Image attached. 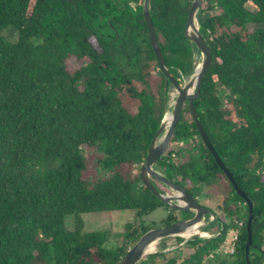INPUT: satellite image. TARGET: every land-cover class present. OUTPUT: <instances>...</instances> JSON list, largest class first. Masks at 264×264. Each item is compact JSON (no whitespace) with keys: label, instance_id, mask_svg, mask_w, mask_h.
<instances>
[{"label":"trees","instance_id":"trees-1","mask_svg":"<svg viewBox=\"0 0 264 264\" xmlns=\"http://www.w3.org/2000/svg\"><path fill=\"white\" fill-rule=\"evenodd\" d=\"M191 0H148L168 74L193 72V42L183 30ZM142 0H0V264H117L151 227L124 224L113 249L105 229L85 231L80 214L161 207L139 164L167 110L171 80L158 69L141 15ZM198 31L210 52L192 104L205 133L252 208L247 260L264 264V0H200ZM73 61V64H72ZM172 150L173 146L179 147ZM178 161L172 160V156ZM193 196H210L221 213L173 251L144 254L135 264H197L237 229L232 259L246 264L247 204L233 190L197 134L185 101L154 165ZM160 193L165 185L150 177ZM181 219L191 211L177 210ZM71 215V229L65 217ZM208 218V215L205 216ZM183 238L174 236L179 243ZM177 253V254H176Z\"/></svg>","mask_w":264,"mask_h":264},{"label":"water","instance_id":"water-1","mask_svg":"<svg viewBox=\"0 0 264 264\" xmlns=\"http://www.w3.org/2000/svg\"><path fill=\"white\" fill-rule=\"evenodd\" d=\"M199 6H200V0H191V4L188 8L184 23L183 33L186 39L193 42L196 50L198 51L199 56L201 58L200 64L197 68L196 66L194 67L192 74L187 78L186 82L180 84L168 74L167 68L164 64L163 56L158 41L156 39L152 21L148 12V0H142V5H141L142 20L146 25L149 42L152 51L155 55L158 69L162 72L164 77L171 80L172 88H174L176 95L171 107L169 122L165 126L162 124V118L165 114L164 113L157 129L155 130L148 144L145 158L139 164L138 177L142 185L146 189H148L153 195L158 197L162 202L166 203L171 208H174L176 210L193 211V214L188 218L179 219L170 224L150 228L144 231L138 237V239L130 247L127 248V250L121 256L117 264H135L141 256L146 254V248L152 241L169 235H180L179 233L184 228L196 222H200L205 215H208L210 217L209 221L213 220V218L216 216L215 213L210 208L199 204L197 198L193 196L183 185L167 179L160 171L156 170L153 166L155 161H157V159L163 154L169 142V139L173 133L175 123L180 118L181 107L185 101L187 102L190 116L192 118L194 126L197 130V134L201 139L202 143L205 145L207 150L212 155L216 165L224 173L227 180L230 182L234 192L240 198H242L244 202L247 204L248 212L245 220L246 238L243 245V253L246 264H250L249 261L247 260V253H248V247L251 244V228H250V223L252 218L251 202L249 198L243 193V191L236 185L232 177V172L225 167V165L219 158L217 152L210 143L192 104L193 99H195L199 94L200 79L202 75L205 73L206 69L208 68L211 58L208 46L198 31L195 15L198 11ZM161 133H162L161 137L156 142L157 137ZM150 177H153L155 180L159 181L166 187L170 188L172 190L171 193L163 194L158 192V190L153 186Z\"/></svg>","mask_w":264,"mask_h":264},{"label":"rangeland","instance_id":"rangeland-1","mask_svg":"<svg viewBox=\"0 0 264 264\" xmlns=\"http://www.w3.org/2000/svg\"><path fill=\"white\" fill-rule=\"evenodd\" d=\"M1 35H3L8 41H14L16 38V31L12 27H7L1 30L0 32ZM200 56L194 55V63L195 66L200 64ZM73 64V61H72ZM187 79H184L182 81L186 82ZM192 90V89H191ZM171 92V93H170ZM176 92L174 88H170L168 90V101H167V110L165 113H170L171 112V107L175 98ZM163 133V132H162ZM162 133L157 137L156 142L159 140L161 137ZM181 142H179V147L173 146L170 147L172 150L178 148V150H181ZM172 160L177 162L178 157L175 155H171ZM154 168L158 171L160 169L158 167ZM161 172V171H160ZM165 192L163 194H170L171 189L165 186ZM197 201L199 204L207 206L210 208L214 213L215 217H217L221 222H233V223H238L240 219L237 218V216L233 215L230 218H226L219 208L217 207V202L215 199L211 198L210 196H197ZM167 215V212L164 208L158 207L145 215H143L141 218H136L135 211L134 210H110V211H100V212H83L80 214V217L83 221V229L85 231H90V230H98V229H105L108 232V238L105 240L102 244L103 248L106 249H113L121 240L122 237V232L124 230V224L127 222H131L132 225L136 226L139 221H141L143 224H148L151 228L154 227H159L162 226L163 224L161 223V220L165 218ZM175 216L178 218L180 217L179 211H175ZM210 217L206 218L204 216L203 219H201L200 226L198 227V230L201 231V228L205 226L207 223L210 221ZM73 225V218L71 215L65 217V227L67 229H71ZM210 232V230H207ZM174 236L176 235H169L166 236L165 241L167 244L172 245L174 244ZM181 236V235H177ZM190 236V235H189ZM188 236V237H189ZM183 237V236H181ZM184 238V237H183ZM158 240L156 239L151 242L152 247L149 250H146L147 253H152L157 250L158 246ZM179 247V246H177ZM176 247V248H177ZM175 248V249H176ZM173 249V250H175ZM171 250V251H173ZM170 251V250H169ZM177 254V253H176ZM158 264V262H157Z\"/></svg>","mask_w":264,"mask_h":264},{"label":"built area","instance_id":"built-area-1","mask_svg":"<svg viewBox=\"0 0 264 264\" xmlns=\"http://www.w3.org/2000/svg\"><path fill=\"white\" fill-rule=\"evenodd\" d=\"M236 224L240 225V221ZM220 230H221V224L218 230H216L213 233L205 230L203 226L201 228V231L197 230V232L190 234L189 237H184V238L182 237L183 240L180 241L179 243L174 242V244L172 245L167 244V246L163 249V251L173 250L177 246H180L185 240L193 237L210 238L217 236ZM236 239H237V229H230L224 234L222 240L217 245V247L206 253L204 256H202L197 264H215L216 261L219 259H225V260L232 259Z\"/></svg>","mask_w":264,"mask_h":264},{"label":"bare ground","instance_id":"bare-ground-1","mask_svg":"<svg viewBox=\"0 0 264 264\" xmlns=\"http://www.w3.org/2000/svg\"><path fill=\"white\" fill-rule=\"evenodd\" d=\"M199 65H196V68ZM171 93V92H170ZM170 119V113H165L162 118V124L165 126L169 122ZM198 226H200L199 222H196L186 228H184L179 234L183 237H188L190 234L197 232ZM152 247L151 243L147 246L146 250H149Z\"/></svg>","mask_w":264,"mask_h":264},{"label":"flooded vegetation","instance_id":"flooded-vegetation-1","mask_svg":"<svg viewBox=\"0 0 264 264\" xmlns=\"http://www.w3.org/2000/svg\"><path fill=\"white\" fill-rule=\"evenodd\" d=\"M192 214H193V211H191V215L190 216H192ZM206 216V215H205ZM179 219H181V218H178L177 220H179Z\"/></svg>","mask_w":264,"mask_h":264}]
</instances>
